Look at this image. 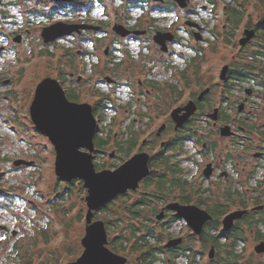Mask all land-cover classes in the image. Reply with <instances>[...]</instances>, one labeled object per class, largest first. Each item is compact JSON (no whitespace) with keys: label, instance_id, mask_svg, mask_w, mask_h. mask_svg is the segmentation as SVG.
I'll return each mask as SVG.
<instances>
[{"label":"rangeland","instance_id":"obj_1","mask_svg":"<svg viewBox=\"0 0 264 264\" xmlns=\"http://www.w3.org/2000/svg\"><path fill=\"white\" fill-rule=\"evenodd\" d=\"M52 1L0 0V49L4 48L0 52V226L6 227V230L0 229V264H66L75 261L84 251L81 240L86 234L87 190L80 180L66 183L58 179L54 145L37 130L30 117L36 87L44 78L61 82L60 75L64 72V83L61 84L67 94L78 96L77 103L94 107L102 100V111L98 112L101 118L98 119L102 121L104 133L108 132V136L117 134L119 140L130 135L139 137L138 148L146 140L150 147L147 145L144 150L149 152L154 147L157 152L161 141L173 137V128L158 141H154L150 133L167 120L169 111L187 103L190 94H199L213 81L219 83L218 74L226 65L242 63V58L256 54L262 69H256L250 76V79L255 77L251 84H238L232 97L238 104L247 96L245 89L254 86L246 113L250 114L252 124L264 126V86L260 85L264 83V78L260 77L264 73V55L258 53L264 51V44L257 35L245 46L240 45L245 29L263 23L264 0H190L184 10L177 4L167 10L164 0ZM131 2L137 5L129 9ZM169 4L172 7V3ZM76 6L78 9L74 10ZM235 16H240L238 23ZM186 20L203 28L200 41H204L200 45L186 28ZM59 22L100 29L73 33L45 44L43 29ZM115 23L127 29L147 26L171 29L179 40L169 43L171 53L162 57L148 42L118 36L112 30ZM226 34L229 42H226ZM164 60H168L167 67ZM251 60L246 59L247 62ZM184 70H187L186 80L184 84H177L172 72ZM148 76L154 78L161 89L152 97L140 92L137 85L140 79L145 81ZM163 82L178 85L179 90L184 91L182 97L169 95ZM185 84L189 88H184ZM220 94L216 88L210 101L217 105ZM69 98L72 100L70 95ZM239 115L237 112L236 116ZM156 116L160 123L154 124ZM115 140H111L106 152L97 153L94 158L95 164L100 166L98 171L114 170L133 156L116 152ZM227 142L230 141L225 140ZM251 142L256 148L264 146V141L259 143V139H251ZM240 145L235 148H241ZM185 148L191 155L195 153L193 143H187ZM112 153H115L113 157L110 156ZM18 160L31 165L16 166ZM182 166L185 168L182 182L186 185V189L183 188L186 194L192 195L194 190L212 186L202 180L200 164L186 161ZM257 177L264 181V169ZM181 193L183 191L176 190L173 195ZM139 196L130 193L116 199L108 209L96 212L94 219L105 221L110 241L121 234H129L132 222L154 228L156 237L150 243L162 250L159 256L167 260L162 246L170 238L188 232L189 228L181 220L171 224L167 223V218L157 220L156 214L162 205L153 202L139 209L138 215L134 214V204ZM255 196L263 197L260 205L264 206V190L263 193L254 192ZM261 229L264 230V226ZM248 238L249 243L241 253L243 259L247 264H264V257L254 252L258 241L252 232L248 231ZM133 244L135 239L130 238L124 241V251L119 248V252H115L127 257L128 264L139 263L140 252L130 250ZM109 247L113 250L111 245ZM201 260L199 264H207L206 260L202 263ZM179 264H189V261L182 259Z\"/></svg>","mask_w":264,"mask_h":264},{"label":"flooded vegetation","instance_id":"obj_2","mask_svg":"<svg viewBox=\"0 0 264 264\" xmlns=\"http://www.w3.org/2000/svg\"><path fill=\"white\" fill-rule=\"evenodd\" d=\"M164 2L169 7H166L167 10L174 8L173 5L176 6L174 0H164ZM169 3H173L172 7H170ZM75 9H78V7L76 6ZM188 22L192 21H185L186 28L191 30L192 37L197 42V45H200L204 39L198 41L196 35L200 36L203 34V28L200 30L201 33H199L197 32L199 30L190 27ZM257 25H251V28L247 26V28L255 29L256 31ZM128 29L132 31H144L145 33L140 36L131 35L124 39L148 42L150 48L153 45L162 57H168V54L171 53L163 52L161 46L155 42L154 37L158 32H172L174 34V30L152 28L151 26L128 27ZM258 33L259 31H256V36L259 35ZM174 35V40L177 42L179 36L177 33ZM164 62L167 67L168 60H164ZM236 63L232 62L228 64L229 69L224 79H221L222 70L220 71L218 74L219 83L213 81V84L207 85L199 94H190L187 98L188 102L177 107H184L191 101L197 106L194 115L182 127L176 128V122L172 119L174 109L167 113V120L163 121L157 129H153L150 136L154 141H158L166 136L172 128L174 135L172 138H168L167 141H161L157 152L154 151V147L150 148L149 152L144 150L147 145L150 147V144H147L146 140L142 141L141 146L138 148L139 137H136V145L132 154L133 156L141 153L148 154L150 172L141 181L137 190H130L118 198L130 193H138L140 199H137L138 201L134 204V214L138 215L139 209H144L153 202L154 204L162 205L161 210L156 214L157 220L160 221L167 218L168 224L181 220L185 223V227L189 228L188 232H185L183 235L172 238H181L183 241L180 245L165 248V243L162 246L167 255V260L159 256L162 259L159 262L179 264L180 260L186 259L189 261V264H199L202 259L201 263L206 260L207 264H247L241 253L245 250L247 243H249L248 231L252 232L254 238L258 241L254 247L255 254L264 257V252L259 253L256 251V247L264 242V230L261 229V226H264V206L260 205L263 197H254V192L259 191L263 193L264 190V181L260 177H257L259 176V171L264 169V146L256 148L253 142H251V139H259V143L264 141V126L252 124L250 114L246 113L248 101L255 91L254 86L245 89L247 96L244 100L239 101L238 104L232 97L238 84H251L255 78L250 79L249 77L244 81H236L235 83L232 77L234 76V65ZM186 73L187 70L175 74L172 72L176 77L177 84L185 82ZM248 80L251 81L248 82ZM137 85L140 92H145L148 97H152L151 95L161 90L158 82L150 76L145 81L140 79ZM163 86L168 90L169 95L172 94V87L180 89L178 85L173 86L165 82H163ZM183 87L189 88L187 84ZM216 88L221 91V97L217 105L216 102L210 101V96ZM204 91L206 93L203 94ZM183 93L184 91L181 90L182 95ZM240 108L242 109L240 110ZM230 109L234 111L235 116H233L232 111L230 113ZM237 112L240 113L238 117L236 116ZM184 113L183 111L181 115ZM242 115H244L243 118ZM199 116L202 118L199 119ZM153 121L154 124L155 122L160 123L157 116L153 118ZM134 123L136 124L137 120L134 119ZM201 123L204 126H201ZM225 128H228V130L223 132ZM98 131H100V123ZM226 133L230 135H226ZM214 136H217L218 139H212ZM113 138L116 139L115 142L120 143V146H122V142L129 139L122 137V140H119L118 135L115 134L107 136L104 140L110 139L111 142ZM178 138L181 139L178 140ZM183 138L185 140L181 143ZM225 140H229L230 142L225 143ZM177 143H180L182 147H173ZM187 143H193L194 154L191 155V152L185 148ZM239 145L241 148H235ZM136 149L139 150L136 151ZM115 151H118L117 147ZM112 154L113 156L115 155V153ZM96 155L97 152L95 153V158ZM185 155L187 156L185 157ZM186 161L196 163L198 166L200 164L202 180L212 186L194 190L192 195L190 193L186 194V190L183 189H186V185L182 182V174L185 172V168L182 165ZM171 167L173 168L170 171ZM253 185L255 188H253ZM147 188H152V191L148 192ZM176 190L183 191V193L174 197L173 194ZM206 194L207 196L204 198ZM213 196L216 197L215 200ZM171 197H173L172 200H169ZM193 197L194 199L192 200ZM252 202H254V205L250 206ZM175 203L196 206L211 216V220L203 225L200 234L194 233L187 222L177 214V211L169 208L170 205ZM154 211L157 212L156 209ZM238 212H242V215L234 220L231 228L226 229L224 226L225 218ZM159 216L162 218L159 219ZM137 218L139 220V216ZM251 222L254 223L251 224ZM208 249L210 251H207ZM161 253H163L162 250Z\"/></svg>","mask_w":264,"mask_h":264},{"label":"water","instance_id":"obj_3","mask_svg":"<svg viewBox=\"0 0 264 264\" xmlns=\"http://www.w3.org/2000/svg\"><path fill=\"white\" fill-rule=\"evenodd\" d=\"M53 1L70 3L74 0ZM153 1L161 2L163 0ZM189 1L174 0L182 9L188 6ZM188 25L199 31L202 30L196 23L188 22ZM99 29L100 27L86 24L59 22L45 27L42 31V38L45 44H49L73 33L81 34L85 30ZM113 31L122 38L131 35L140 36L145 33L139 30H129L119 24H115ZM244 36L240 40L241 46H245L254 39L256 36L255 29H245ZM196 37L198 41L201 40V36L196 35ZM174 38L175 35L172 32H158L154 37L155 42L161 46L163 52H168V43L172 42ZM3 49L1 48L0 52ZM228 69V65L222 69L221 79H224ZM107 81L109 83L112 82L110 79ZM196 110L197 106L193 101L184 107L174 109L172 119L176 122V128L182 127L194 115ZM183 111L185 113L181 115ZM30 117L37 130L44 134L54 145L56 153L55 174L58 179L66 183L80 180L83 182V187L87 190L85 198L87 204L85 216L86 234L81 240L84 251L75 261L66 264H128L129 259L127 257L110 249L105 221L95 220L94 217L96 212L108 206L120 195L139 188L141 181L150 172L148 154L134 155L114 170L104 169L98 171L94 162L96 152L94 138L98 129L93 106L87 103L71 101L61 82L51 77L44 78L37 85L30 105ZM227 130L228 128H225L223 132ZM227 133L226 135H229ZM111 157H113V154H111ZM15 165L30 166L31 163L18 160ZM169 208L177 211V214L187 222L196 234H200L203 225L211 220V216L206 211L193 205L175 203L170 205ZM241 215L242 212H238L225 218V228H231L234 220ZM161 218L159 216V219ZM0 229L6 230V227L0 226ZM182 241L181 238L171 239L164 247H175L180 245ZM256 251L259 253L264 252V242L256 247Z\"/></svg>","mask_w":264,"mask_h":264},{"label":"trees","instance_id":"obj_4","mask_svg":"<svg viewBox=\"0 0 264 264\" xmlns=\"http://www.w3.org/2000/svg\"><path fill=\"white\" fill-rule=\"evenodd\" d=\"M233 1H236V0H233ZM136 5L137 4L135 2H131V5H129L128 7H129V9H131V8L135 7ZM172 5H173V3H172ZM173 7H175V5H173ZM227 7H228V5H227ZM235 18H237V17L235 16ZM238 18L236 20V23L239 22ZM256 31H259V33H258L259 37L262 39V44H264V21H263V23H260L257 25ZM227 34L229 35V33H227ZM227 34H226V42L227 41L229 42L230 40H229ZM230 35H232V34H230ZM258 53L261 56L264 55V51H260ZM250 58H252V60L247 62L246 59L250 60ZM194 60L195 59H193V61ZM241 60H242V63H236L234 65L235 70L233 72L234 76L232 77V79L234 80L235 83H236V81H244V80L248 79L250 76H252L254 74L256 69H262V66L259 65L260 63L258 62V58H257L256 54H254L253 56H246V58H244V59L242 58ZM260 75H261L260 77L264 78V73H262ZM60 76H61L60 79L62 78L61 82L63 84L65 73L61 72ZM249 81H251V80H248V82ZM260 85L264 86V83L262 82V83H260ZM172 93L175 96L177 95L178 97H180L182 95L181 91L179 90L178 87H172ZM67 95H68V98L70 95L73 101H76L78 98L77 95H74L71 93H69ZM101 102H102V100H99L97 102L96 106L93 107V111H94V114L96 117H98V114L102 111V103ZM102 117H103V115H102ZM263 133H264V131H263ZM122 135H125V134L123 133ZM180 139L181 138H178V140H180ZM135 140H136V136L130 135L129 139H127L125 142H122V146H120L119 142H116V147L118 148V151L123 152L127 157H130V155L132 154L134 147L136 145ZM184 140H185V138L182 139L181 143ZM124 143H126V144H124ZM109 144H110V139L109 140H104L103 138L101 139L98 136V134H96L95 145H96V148H97V151L99 154L106 152ZM173 147H182V145L180 143H177V144H174ZM96 167L100 168V166L98 164H96ZM172 168L173 167L170 168V171L172 170ZM108 208H109V206H107L105 209H108ZM253 223L254 222H251V224H253ZM106 226H107V224H106ZM143 231H144V234L141 235L140 232H143ZM154 237H156V233H155L154 228L147 226L146 224H143V223L135 224L134 222H132L129 225V234L119 235L118 238L111 240L109 245L112 246L114 252H119L120 249H121L120 251H124L126 249V245L124 246V241H128L130 238H133V239H135V244L130 246V250L132 252H140L139 256H138V262H139L138 264H157L162 259L159 257V254H160L159 251H161V250L158 247H155L153 244L150 243L151 239H155ZM119 241H122L123 243L118 244ZM118 246H120V247H118Z\"/></svg>","mask_w":264,"mask_h":264},{"label":"built area","instance_id":"obj_5","mask_svg":"<svg viewBox=\"0 0 264 264\" xmlns=\"http://www.w3.org/2000/svg\"><path fill=\"white\" fill-rule=\"evenodd\" d=\"M106 125H108V124H106ZM100 135H101L102 137H104V138H106V137L108 136V132L104 133V129H103L102 125H101V132H100Z\"/></svg>","mask_w":264,"mask_h":264}]
</instances>
